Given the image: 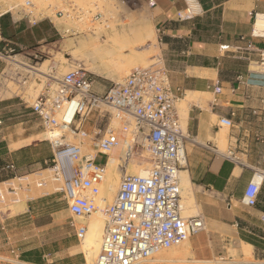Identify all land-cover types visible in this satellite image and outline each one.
Wrapping results in <instances>:
<instances>
[{"label": "crops", "instance_id": "crops-1", "mask_svg": "<svg viewBox=\"0 0 264 264\" xmlns=\"http://www.w3.org/2000/svg\"><path fill=\"white\" fill-rule=\"evenodd\" d=\"M141 1L156 29L170 84L183 91L177 105L185 130L210 144V148L187 144L186 163L180 169L187 174L191 196L206 223L205 230L186 239L189 261L181 264H264V194L254 207L241 202L256 175L262 178L261 189L264 186V72L231 52L235 46L264 49V37L252 36L257 15L264 14V0ZM15 27L24 31L19 23ZM33 29L29 31L36 40ZM221 45H228L229 51ZM250 58L258 59L252 53ZM107 88L93 81L95 93ZM187 95L195 100L187 102ZM222 118L230 119V125L223 126ZM3 121L0 264H87L71 218L65 216L67 204L62 196L63 202L57 203V184L50 180L49 168L42 166L52 155L51 146L39 137L40 132H28L33 127ZM108 160L109 155H95L97 163ZM9 164L13 168H7ZM88 217L83 219L86 227ZM164 255L159 253L144 264L180 263Z\"/></svg>", "mask_w": 264, "mask_h": 264}, {"label": "built area", "instance_id": "built-area-1", "mask_svg": "<svg viewBox=\"0 0 264 264\" xmlns=\"http://www.w3.org/2000/svg\"><path fill=\"white\" fill-rule=\"evenodd\" d=\"M5 1L12 2L7 6ZM121 2L134 4L138 0ZM57 14L62 16L61 11ZM6 15L12 18L13 23L24 21L32 26L42 19L38 18L41 16L35 12L32 0H0V19ZM94 17H100V14ZM252 36L256 35L252 32ZM220 48L229 51L228 45ZM8 50L13 51L12 48ZM8 50L0 48V62L10 57L7 56ZM231 52L248 64H256L264 72L263 48L235 46ZM250 53L256 54L258 59L252 61ZM54 82V86L45 88L30 106L47 127L59 125L56 114L68 101H75L68 127L74 124L76 131L94 111L100 112V105L113 110L104 132L94 140V154H82L79 142L64 140L62 134L49 139L52 155L45 163L50 166V180L57 184L56 190L67 204L70 225L79 239L83 238L87 227L78 220L96 210L95 198L105 175L106 162L97 163L95 155H108L120 143L121 135L128 136L123 140L126 150L119 158L121 173L117 190L103 208L104 228L93 264H144L152 260L159 250L178 245L190 235L205 230L206 223L200 214L185 216L182 213L178 173L186 163L187 144L205 148H210V144L199 142L183 130L177 112L183 91L171 86L163 64L136 66L101 94L93 91V80L82 70L66 72ZM215 90L218 92L219 88ZM110 120L120 124L119 130L111 126ZM220 122L225 125L231 123L228 118H222ZM2 124L0 114V126ZM137 146H144L149 152L150 167L145 175L129 174L125 170L126 164L138 154ZM6 167L13 168V165ZM252 180L241 198L248 207L257 204L261 191V182L254 184ZM42 184V181L38 183ZM8 189L15 192L11 183H8Z\"/></svg>", "mask_w": 264, "mask_h": 264}, {"label": "rangeland", "instance_id": "rangeland-1", "mask_svg": "<svg viewBox=\"0 0 264 264\" xmlns=\"http://www.w3.org/2000/svg\"><path fill=\"white\" fill-rule=\"evenodd\" d=\"M32 1L35 4V12L40 13L41 17L38 18H42L38 22L42 23L41 25H38L39 27L37 26L36 29H33L38 23L33 26L28 25L24 21L13 23L12 18L9 15H7L8 18L0 23V48H5L6 50L9 48L13 49L12 52L8 50L7 54V56H10L11 58L0 62V114L2 115V120H5L8 125L22 123L21 128L33 127L34 129H30L28 132H40L39 137L45 138L49 147V139L62 134V139L64 140L73 143L79 142L82 154H94L96 151L94 140L104 132L105 127L109 122L108 118L113 111L110 107L100 105V112L98 113V111H94L87 120L83 122L84 127H80L81 129L79 128L78 131H76L74 130V124L68 127L69 130L61 127V120L59 119L60 112L56 114V120L59 124L58 126H45L41 119L33 113L30 106L45 88L50 85L54 86L55 79L60 78L63 74L69 71L82 70L93 81L98 82L102 86L109 87L114 82H119L130 69L136 66H148L154 63L161 65V55L157 47V32L151 20L147 5L141 0L134 4H125L122 3L121 0ZM11 2L12 1H5L4 3L9 6ZM58 11L62 12V16H58ZM96 14H100V17H94ZM15 18L17 17L14 14L13 19ZM17 23L20 24V28L24 29V31L18 32L15 27ZM120 26H124L125 29L128 27L126 29L128 35L126 37H128V41L126 40V42H122V44L126 45L130 43V45H124V48L129 47L125 49L123 48L124 51L122 50V58L119 59V64L117 63L118 66L121 67L117 70L119 72H112L108 69H101L94 72L89 70L87 65H84L85 61L80 58V54L83 51L82 45L80 44L81 40L88 41L91 39L101 45H108L112 41L111 38L115 29H117L119 33L122 32ZM135 26L136 36L134 35L135 32L131 33L129 30V27L131 29V27ZM30 28L33 29V36L38 40H32V34L29 31ZM138 29L140 32L136 31ZM138 37H140L139 41L136 39ZM132 38L133 41L131 40ZM86 49H89V47H86ZM13 59L20 63H16ZM142 62H145V64ZM254 66L259 68L256 64H254ZM106 80H109V82ZM9 97H12L13 99H9ZM64 104H66V102ZM177 109L180 124L183 130H185L184 120L180 111V104L177 105ZM110 123L111 126L119 130L120 124H118L117 121L110 120ZM85 128H87V131H85ZM124 139H128V136L121 135L120 143L108 152L109 157L112 156L116 158V167L118 166L119 158L126 150V146L123 142ZM135 149L138 154L126 164L125 168L126 172L129 174H136L129 172L132 169L145 168L147 170L150 167L148 150L144 146H137ZM219 150L227 154L225 148L219 146ZM99 161L101 163L104 162V158L102 157ZM42 166L44 168L50 167L48 163H43ZM116 171L118 173L116 186L107 190L105 187L104 175V179L99 185L98 195L95 198L96 210L93 213H100L99 216L102 215L101 219L103 220V223L105 222V216L103 214L105 203L110 201L118 187L121 170L117 167ZM103 186L105 187V191ZM179 187H181L180 181ZM262 192L264 194V186L260 193ZM180 193L182 203L183 194L181 188ZM61 196L60 193H57V197L59 198H57V203L63 202ZM190 207L193 211L192 215L199 213L192 196ZM65 216L67 219L71 218L69 212H67ZM90 216L88 217V220ZM79 221L83 223L84 220L81 219ZM102 232L103 230L101 233ZM101 238L102 234L100 239ZM79 240L81 241L82 238ZM99 243L101 244V240ZM100 244L95 253L88 254L89 251H84L87 253V264L94 263L99 252ZM169 248L159 250L158 252L165 251Z\"/></svg>", "mask_w": 264, "mask_h": 264}, {"label": "bare ground", "instance_id": "bare-ground-1", "mask_svg": "<svg viewBox=\"0 0 264 264\" xmlns=\"http://www.w3.org/2000/svg\"><path fill=\"white\" fill-rule=\"evenodd\" d=\"M101 14V13H100ZM103 15V13H102ZM110 21V20H109ZM130 23V22H129ZM132 24V23H131ZM109 25V24H108ZM134 25V24H133ZM138 25V23H137ZM136 25V26H137ZM129 26V25H128ZM135 27H129V30L131 31V33L135 32ZM121 27V26H120ZM128 28V27H127ZM126 28V29H127ZM80 29V28H79ZM126 29L124 28V26L121 27V31L119 33V31L117 29H115V31L113 32V36L111 38V42L110 44H99L96 43L94 41H92L91 39H89L88 41H82L80 42V44L82 45L83 51L80 54V58L83 59L84 65H87L88 69L91 71H99L101 69H108L109 71L112 72H119L117 70H119L121 67L118 66V61L119 59L122 58V50L124 48L125 44H122V42H126V40L128 39L127 33H126ZM140 29V28H139ZM136 30V31H139ZM128 31V32H130ZM140 32V31H139ZM138 32V33H139ZM129 33V34H131ZM112 34V33H111ZM136 34V32L134 33V35ZM140 34V33H139ZM146 34V33H145ZM144 34V35H145ZM148 34V33H147ZM150 34V32H149ZM254 34L256 36L258 35H264V14H258L255 20V24H254ZM133 35V38H134ZM153 35V34H152ZM136 36V35H135ZM138 36V35H137ZM150 36V35H148ZM145 36V37H148ZM132 37V36H131ZM143 37V38H145ZM130 38V36H129ZM133 38L131 39L133 41ZM88 39V38H87ZM138 41L140 39V37L136 38ZM142 39V38H141ZM130 40V39H129ZM109 41V39H108ZM128 41V40H127ZM135 41V40H134ZM103 42V41H102ZM128 43V42H127ZM135 43V42H134ZM130 45L126 44L125 46ZM133 46V45H131ZM141 46V45H140ZM86 47H89V49H86ZM129 47V46H128ZM125 47V48H128ZM124 48V49H125ZM141 49V48H140ZM127 50V49H126ZM125 50V51H126ZM131 50V49H129ZM136 50V49H135ZM145 50V49H144ZM124 51V50H123ZM139 52V51H138ZM144 53V52H143ZM145 55V54H144ZM141 56V54H140ZM129 57V56H127ZM145 57V56H144ZM11 57L7 58L10 59ZM130 58V57H129ZM141 58V57H140ZM143 60V59H142ZM146 60V58H145ZM16 63H20L17 60H14ZM124 61V60H123ZM144 61V60H143ZM140 62V59H139ZM118 63V64H117ZM121 63V62H120ZM145 64V62H142ZM55 64V63H54ZM56 65V64H55ZM134 65V64H133ZM129 66V65H128ZM191 93V92H190ZM193 95V94H192ZM185 100L188 101H193L195 100V97H192L190 95H187V97L185 96ZM198 98V97H197ZM196 98V99H197ZM199 99V98H198ZM186 102V103H187ZM185 104V103H184ZM188 105V104H187ZM61 111L59 113V119L61 120V127H63L64 129H68V124L71 122L72 119V115L74 113L75 110V101H68L66 102V104L63 105V107H61ZM183 108V107H182ZM181 108V109H182ZM182 111V110H180ZM186 111V110H185ZM187 114V112H185ZM187 116V115H186ZM184 118V117H182ZM185 121V120H184ZM183 121V122H184ZM184 125L185 122H184ZM69 130V129H68ZM51 132V131H50ZM53 132V131H52ZM55 132V131H54ZM49 133V132H48ZM47 134V133H46ZM50 134V133H49ZM124 151V150H123ZM111 154V153H110ZM117 155V153H116ZM114 156V155H113ZM117 157V156H116ZM108 159V158H107ZM116 158L110 156L109 160L106 163V172H105V187L107 188V190H109V188H114L113 186H116L117 184V178H118V173L116 171V162L115 161ZM118 160V159H117ZM119 171V170H118ZM129 172L131 173H136V174H140V175H145L147 173V170L145 168H136V169H132ZM179 178H180V188L183 194V199H182V203L180 200V204H181V208H182V213L186 216L192 215L193 211L191 210L190 207V203H191V190L189 188V181L187 179V174L184 171H179L178 173ZM253 183L254 184H260L261 182V176L256 175L253 178ZM105 187L104 191H105ZM114 190V189H113ZM102 192V191H101ZM181 194V193H180ZM104 200V199H103ZM96 201V200H95ZM98 202V201H97ZM192 205V204H191ZM102 208V207H100ZM9 209V208H8ZM16 213V212H15ZM100 214V213H99ZM99 214L97 212L93 213L88 221V225H87V231L85 233V235L83 236L82 240H81V249L83 251H89V253H95L98 250L99 247V242H100V237H101V231L103 230L102 227H104V223L103 220L101 219V216H99ZM206 234V233H205ZM204 234V235H205ZM206 240V239H205ZM192 243V242H191ZM209 246V245H208ZM245 247V246H244ZM246 248H250L249 245H246ZM188 242L187 240L183 241L182 243H180L179 245L170 247L169 249L165 250V251H161V252H156L153 257L157 256L159 253H163V257H166L164 254H168L167 256H169L170 260H172L173 262L176 261L177 263L180 262L179 264H181V262L186 261V255L188 254ZM165 252V253H164ZM191 252V250H190ZM247 253V252H246ZM97 254V253H96ZM95 254V255H96ZM93 255V254H92ZM93 257V256H92ZM162 257V256H161ZM188 257V256H187ZM210 257V256H209ZM159 258V257H158ZM164 259V258H163ZM168 259V258H167ZM189 259V257H188ZM193 260V258H192ZM161 261V260H160ZM167 260H165L166 262ZM189 261V260H187ZM186 261V262H187ZM191 261V260H190ZM170 262V261H169ZM168 262V263H169ZM185 262V264H186ZM199 262V261H198ZM197 262V263H198ZM162 263V262H161ZM164 263V262H163ZM172 263V262H171ZM190 263V262H189ZM200 263V262H199ZM204 263V262H203ZM209 263V262H208ZM165 264V263H164ZM191 264V263H190Z\"/></svg>", "mask_w": 264, "mask_h": 264}, {"label": "trees", "instance_id": "trees-1", "mask_svg": "<svg viewBox=\"0 0 264 264\" xmlns=\"http://www.w3.org/2000/svg\"><path fill=\"white\" fill-rule=\"evenodd\" d=\"M6 18H8L7 15L4 16V17H2V18L0 19V23H1L4 19H6ZM260 192H261V191H260ZM259 196H260V194H259ZM259 196H258V197H259ZM255 206H256V205H255Z\"/></svg>", "mask_w": 264, "mask_h": 264}]
</instances>
